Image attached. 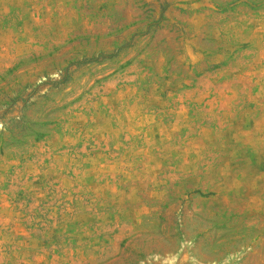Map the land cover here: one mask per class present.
<instances>
[{
  "label": "rangeland",
  "instance_id": "374dc122",
  "mask_svg": "<svg viewBox=\"0 0 264 264\" xmlns=\"http://www.w3.org/2000/svg\"><path fill=\"white\" fill-rule=\"evenodd\" d=\"M0 264H264V0H0Z\"/></svg>",
  "mask_w": 264,
  "mask_h": 264
}]
</instances>
